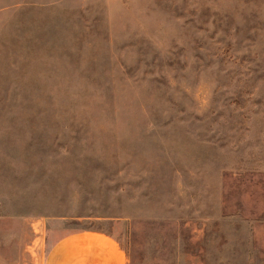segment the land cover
I'll return each mask as SVG.
<instances>
[{
	"label": "rangeland",
	"instance_id": "374dc122",
	"mask_svg": "<svg viewBox=\"0 0 264 264\" xmlns=\"http://www.w3.org/2000/svg\"><path fill=\"white\" fill-rule=\"evenodd\" d=\"M74 232L264 264V0H0V264Z\"/></svg>",
	"mask_w": 264,
	"mask_h": 264
},
{
	"label": "crops",
	"instance_id": "0c3cea01",
	"mask_svg": "<svg viewBox=\"0 0 264 264\" xmlns=\"http://www.w3.org/2000/svg\"><path fill=\"white\" fill-rule=\"evenodd\" d=\"M44 264H127L124 252L104 234L74 232L52 247Z\"/></svg>",
	"mask_w": 264,
	"mask_h": 264
}]
</instances>
